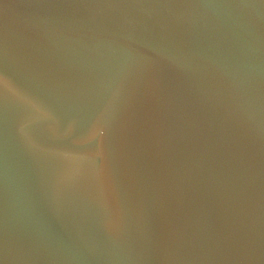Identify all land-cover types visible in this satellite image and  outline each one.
Returning <instances> with one entry per match:
<instances>
[{"label": "water", "instance_id": "1", "mask_svg": "<svg viewBox=\"0 0 264 264\" xmlns=\"http://www.w3.org/2000/svg\"><path fill=\"white\" fill-rule=\"evenodd\" d=\"M0 264H264V0H0Z\"/></svg>", "mask_w": 264, "mask_h": 264}]
</instances>
